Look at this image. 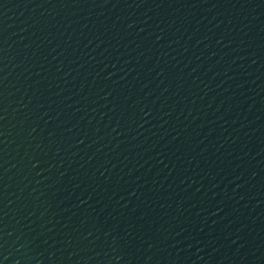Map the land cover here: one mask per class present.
<instances>
[{
  "label": "water",
  "instance_id": "water-1",
  "mask_svg": "<svg viewBox=\"0 0 264 264\" xmlns=\"http://www.w3.org/2000/svg\"><path fill=\"white\" fill-rule=\"evenodd\" d=\"M0 264H264V0H0Z\"/></svg>",
  "mask_w": 264,
  "mask_h": 264
}]
</instances>
